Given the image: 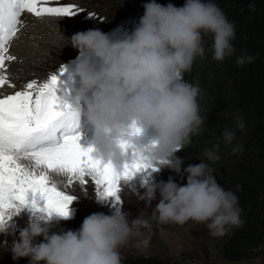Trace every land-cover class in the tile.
I'll list each match as a JSON object with an SVG mask.
<instances>
[{"label": "clouds", "instance_id": "1", "mask_svg": "<svg viewBox=\"0 0 264 264\" xmlns=\"http://www.w3.org/2000/svg\"><path fill=\"white\" fill-rule=\"evenodd\" d=\"M143 8L139 23L122 39H112L98 28L70 38L61 33L69 41L65 46L79 53L74 68L77 86L72 88L73 117L93 127V155L115 171L131 158L121 145H133L141 133L152 130L154 145L142 151L144 156L160 169L187 176L183 186L171 177L167 182L148 179L140 184L144 191L139 188L136 194L146 205L151 206L159 194L152 220L158 225L194 221L204 224L211 236H223L229 227L242 224L237 196L217 183L209 164L201 160L182 168L183 160L175 154L199 135L205 122L198 104L201 90L183 75L191 71L197 56H205V36L212 38L213 60L234 55L235 26L211 0H186L182 7L149 0ZM253 59L241 55L236 63L242 66ZM244 126L238 117L236 127L243 130ZM235 135L228 129L221 133L225 145ZM238 151L242 147L232 149L233 154ZM217 153L218 145L206 149L204 156L215 163L220 159ZM60 218L36 212L20 227L17 239L0 243V248L11 252L14 261L27 258L28 264H122L119 249L140 229L152 227L146 219L130 222L122 209L111 215L93 213L76 230L53 231ZM6 229L0 228V233Z\"/></svg>", "mask_w": 264, "mask_h": 264}, {"label": "snow or ice", "instance_id": "2", "mask_svg": "<svg viewBox=\"0 0 264 264\" xmlns=\"http://www.w3.org/2000/svg\"><path fill=\"white\" fill-rule=\"evenodd\" d=\"M51 2L0 0V228L7 227L26 208L33 214L69 218V206L77 197L62 190L60 183L65 187L74 182L86 185L90 178L100 199H111L118 205L122 185H131L138 175L146 183L160 170L131 144L121 145L131 158L120 171L97 159L91 146H81L80 135L73 134L78 122L66 99L68 93L64 98L59 94L61 77L68 71L66 65L43 81L33 79L11 93L4 91L6 86L17 88L8 66L17 61L10 47L26 26L22 15L65 18L83 11L72 3L48 6ZM57 177L63 181L58 182ZM37 198L45 201L43 207Z\"/></svg>", "mask_w": 264, "mask_h": 264}, {"label": "trees", "instance_id": "3", "mask_svg": "<svg viewBox=\"0 0 264 264\" xmlns=\"http://www.w3.org/2000/svg\"><path fill=\"white\" fill-rule=\"evenodd\" d=\"M182 7L186 0L156 1ZM235 26L234 55L223 61L211 57V36L203 37L205 56H197L191 71L183 79L198 85L200 115L205 119L199 135L191 137L186 148L196 151L214 169L217 183L232 191L241 210L239 227H230L222 244V256L229 261L253 260L264 250V0H211ZM112 11L120 16L111 21L109 29L116 35L132 32L144 14L143 6L113 4ZM254 57L251 63L238 66L237 57ZM238 117L244 128L236 127ZM234 130L235 139L225 145L221 133ZM218 145L219 161L212 163L205 150ZM242 147L233 154L232 149ZM187 176L181 186L186 185ZM239 186V189L237 188ZM122 264H197L191 255L184 260L158 256L121 258Z\"/></svg>", "mask_w": 264, "mask_h": 264}, {"label": "rangeland", "instance_id": "4", "mask_svg": "<svg viewBox=\"0 0 264 264\" xmlns=\"http://www.w3.org/2000/svg\"><path fill=\"white\" fill-rule=\"evenodd\" d=\"M60 2L62 3L60 6L68 4L64 0H60ZM147 2H149V0H76L75 2H72V4L77 5L83 9V11L74 16L62 18L60 22L67 30L68 38L77 32H84L89 29L98 28L102 32L108 34L112 39H122L125 34L116 35L114 31L109 29L111 21H114L120 16L118 12L112 11L111 7L113 4L115 3L117 5L122 3L143 6V4ZM130 33L131 32L129 31L128 34ZM68 43L69 41L67 40L65 45ZM65 45L62 49H57L54 53L52 63L45 66V69L42 71V77L39 81H43L51 74L58 72L63 65H66L68 68L66 73H74L75 62L79 53L71 45ZM146 132H149L151 137L148 140L143 138L142 143H145V147H141L138 149L139 151H143L154 145V132L152 130ZM93 133L94 130L90 133L91 139H93ZM138 138L141 141L142 138L140 135ZM134 148L136 149V147ZM175 155L183 160L182 168L194 165L197 159H201L198 158L199 156L196 154V151L191 150L189 147L183 148L176 152ZM160 170L166 175L164 178H161L160 176L159 178L157 175V178L161 179V181H165L166 179L167 182L169 177H171L176 183L181 184L182 180L186 178V174L182 177L168 169ZM160 170L152 174H159V172H161ZM54 179L55 177L50 180V183H53ZM56 179L58 182L63 181V177H57ZM59 186L68 194L77 197V199L69 206V218L64 219L61 217L58 224H53V231L58 232L69 229H79L85 217L93 213L111 215L116 207L127 213L130 222L136 218L150 221L152 224L151 229H140L139 235L133 234L130 236L127 242L119 249L121 258L134 256H158L181 261L187 258V255H191L194 262L197 264H264V250L259 258L253 260L229 261L222 256V244L226 236L230 233V227L227 229L225 235L213 237L209 234V230L204 224L196 223L194 221H189L183 225L174 223L158 225L156 221L152 220L154 208L156 204L159 203L160 199L158 193L157 198L152 201V205L148 206L138 198V195L136 194L137 191H131L132 193L130 191H127V193L121 191V203L114 205L111 199L98 201L101 199L98 197L95 185L91 181L86 185H80L78 182H74L67 187H65L63 183H60ZM140 191L143 192L144 189L140 188ZM130 194L132 195L130 196ZM29 199H32L31 195L29 196ZM37 203L40 207H43L45 201L37 198ZM22 212L28 214L29 217L25 221L21 217H19L18 220L21 223H26L30 217L33 216V213L27 208ZM11 224H14V222L11 221ZM15 226L16 231L11 234L12 237H10L7 230L0 233L2 240L7 238V242L11 243L17 239L22 225L19 226L17 224ZM144 240L148 241L147 245L143 243ZM0 264H28V259L21 258L18 261H14L11 252H6L0 248Z\"/></svg>", "mask_w": 264, "mask_h": 264}, {"label": "bare ground", "instance_id": "5", "mask_svg": "<svg viewBox=\"0 0 264 264\" xmlns=\"http://www.w3.org/2000/svg\"><path fill=\"white\" fill-rule=\"evenodd\" d=\"M64 1L67 3H72L76 0ZM60 4H62L60 0H52L48 6H60ZM21 19L24 21L26 26L20 32L19 38L15 39L10 47V52L12 55L17 57V61L10 62L8 66L10 79L17 86V88L12 89L6 86L4 89L6 93H11L15 90H18L25 83L33 79L39 81L42 77V71L45 69V66L49 63H52L54 53L57 51V49H62L67 43V39L61 35L62 33L65 37H67V30L60 22L62 18L45 17L43 19H37L30 14H23ZM80 137L81 138L79 142L82 147L88 148L92 145V142L88 137ZM157 175L161 178L166 176L164 172L161 171L159 174H152L149 179L156 182L161 181V179H159L160 177L157 178ZM141 183L142 180L140 175H138L136 180L131 185H122L121 191H124L125 193H127V191H137L140 188ZM131 195L132 194H130V196ZM21 213L22 214H19L20 216L18 215L13 217L11 220L14 222V224H11V221L8 222L6 230L8 231L10 237H12L11 234L16 231L15 225L18 224L20 226L25 224L23 222L21 223L18 218L21 217L25 221L29 217L28 214H25L24 212ZM4 240L7 241L8 239L4 238ZM4 240H2L0 237V243L4 242Z\"/></svg>", "mask_w": 264, "mask_h": 264}]
</instances>
